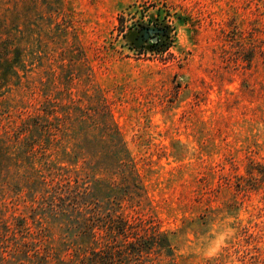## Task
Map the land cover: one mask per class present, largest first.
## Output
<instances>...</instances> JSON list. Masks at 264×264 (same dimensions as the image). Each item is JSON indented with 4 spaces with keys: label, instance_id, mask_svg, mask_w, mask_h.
<instances>
[{
    "label": "rangeland",
    "instance_id": "rangeland-1",
    "mask_svg": "<svg viewBox=\"0 0 264 264\" xmlns=\"http://www.w3.org/2000/svg\"><path fill=\"white\" fill-rule=\"evenodd\" d=\"M66 109L87 122L60 164L137 175L139 215L177 234L161 264H264V0H0V218L33 196L20 120Z\"/></svg>",
    "mask_w": 264,
    "mask_h": 264
},
{
    "label": "trees",
    "instance_id": "trees-1",
    "mask_svg": "<svg viewBox=\"0 0 264 264\" xmlns=\"http://www.w3.org/2000/svg\"><path fill=\"white\" fill-rule=\"evenodd\" d=\"M149 31L157 30L143 26L140 33ZM78 112H37L20 120L7 149L19 155L15 161L22 168L16 176L20 190H30L33 196L15 195L12 203H23L24 210L12 206L18 214L0 218V264H49V254L40 251L49 240L47 231L60 232L58 247L69 264H161L172 259L177 234L139 215V197L144 191L146 196V190L137 175L126 177L129 186H123L92 170L82 174L60 164L82 143L79 127L87 118Z\"/></svg>",
    "mask_w": 264,
    "mask_h": 264
},
{
    "label": "flooded vegetation",
    "instance_id": "flooded-vegetation-1",
    "mask_svg": "<svg viewBox=\"0 0 264 264\" xmlns=\"http://www.w3.org/2000/svg\"><path fill=\"white\" fill-rule=\"evenodd\" d=\"M155 30H157L159 33V35L156 37V36H154V34L155 33H157V31H149L150 33H152V35L151 34H149V32L147 33V34H149L150 35V38L151 39H153V38H155L156 39V41H154L153 43H155V45H157L159 42L161 43V40H160V37H163V34L165 33L164 32V30L163 29H161V28H154ZM146 35V34H145ZM145 35H142V37H145ZM161 35V36H160Z\"/></svg>",
    "mask_w": 264,
    "mask_h": 264
},
{
    "label": "water",
    "instance_id": "water-1",
    "mask_svg": "<svg viewBox=\"0 0 264 264\" xmlns=\"http://www.w3.org/2000/svg\"><path fill=\"white\" fill-rule=\"evenodd\" d=\"M152 41L154 42V41H156V39H155V38H153V39H152Z\"/></svg>",
    "mask_w": 264,
    "mask_h": 264
}]
</instances>
